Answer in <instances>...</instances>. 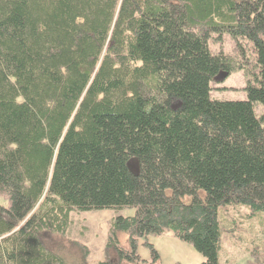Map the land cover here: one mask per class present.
I'll return each mask as SVG.
<instances>
[{
    "label": "trees",
    "instance_id": "16d2710c",
    "mask_svg": "<svg viewBox=\"0 0 264 264\" xmlns=\"http://www.w3.org/2000/svg\"><path fill=\"white\" fill-rule=\"evenodd\" d=\"M222 34L233 57L208 49ZM236 71L246 100H211ZM255 105L264 0H0V264H67L45 235L125 208L106 242L118 262L97 264L145 263L138 240L165 232L218 264L219 208L264 213ZM249 255L264 264V238Z\"/></svg>",
    "mask_w": 264,
    "mask_h": 264
},
{
    "label": "rangeland",
    "instance_id": "374dc122",
    "mask_svg": "<svg viewBox=\"0 0 264 264\" xmlns=\"http://www.w3.org/2000/svg\"><path fill=\"white\" fill-rule=\"evenodd\" d=\"M247 47V46H246ZM211 54L222 53L226 56L235 55V44L228 35L222 34L220 41L208 42ZM246 77L241 71L232 72L229 76H219L210 84L209 98L220 102H238L246 100ZM254 113H264V107L254 106ZM5 200L0 198V207H7ZM249 210L243 206H226L218 210V222L224 229L220 236L218 264H246L251 250L264 238V213L246 216ZM134 210H100L90 212H71L68 227L63 236L45 235L48 248L59 252L67 264H81L82 249L87 250L86 264H97L109 260L118 262L117 253L106 249L107 235L112 221L117 217L128 218ZM233 222V226H232ZM118 246L124 248L126 236H117ZM158 255L155 264H202L203 258L193 248L178 240L171 232L161 236H149L138 240L136 254L141 264H152L150 248ZM125 264V263H120ZM139 264V263H138Z\"/></svg>",
    "mask_w": 264,
    "mask_h": 264
},
{
    "label": "water",
    "instance_id": "95a60500",
    "mask_svg": "<svg viewBox=\"0 0 264 264\" xmlns=\"http://www.w3.org/2000/svg\"><path fill=\"white\" fill-rule=\"evenodd\" d=\"M175 109V108H174Z\"/></svg>",
    "mask_w": 264,
    "mask_h": 264
}]
</instances>
